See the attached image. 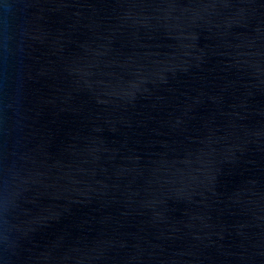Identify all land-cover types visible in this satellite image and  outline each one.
Returning <instances> with one entry per match:
<instances>
[{
    "label": "water",
    "instance_id": "obj_1",
    "mask_svg": "<svg viewBox=\"0 0 264 264\" xmlns=\"http://www.w3.org/2000/svg\"><path fill=\"white\" fill-rule=\"evenodd\" d=\"M0 264H264V0H0Z\"/></svg>",
    "mask_w": 264,
    "mask_h": 264
}]
</instances>
